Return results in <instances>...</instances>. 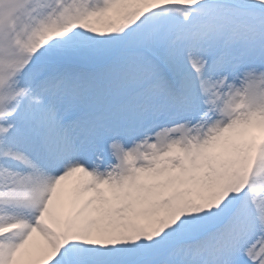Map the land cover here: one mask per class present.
<instances>
[{
  "label": "snow or ice",
  "instance_id": "1",
  "mask_svg": "<svg viewBox=\"0 0 264 264\" xmlns=\"http://www.w3.org/2000/svg\"><path fill=\"white\" fill-rule=\"evenodd\" d=\"M0 264H264V0H0Z\"/></svg>",
  "mask_w": 264,
  "mask_h": 264
}]
</instances>
